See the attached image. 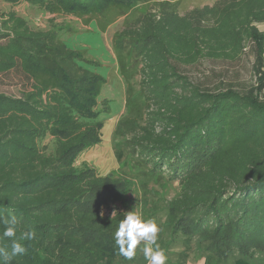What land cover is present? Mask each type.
I'll use <instances>...</instances> for the list:
<instances>
[{
	"label": "trees",
	"instance_id": "trees-1",
	"mask_svg": "<svg viewBox=\"0 0 264 264\" xmlns=\"http://www.w3.org/2000/svg\"><path fill=\"white\" fill-rule=\"evenodd\" d=\"M175 1L0 0L93 19L101 31L124 19L113 41L127 85L117 160L129 150L141 169L178 183L167 208L174 235L203 249L216 241L264 246V0H217L183 15ZM150 3L158 10L137 13ZM248 44L258 85L246 93L204 90L183 74L205 60L238 61ZM81 62L59 29L35 30L15 11H0V72L17 68L29 87L20 97L0 94V216L17 218V240L36 233L19 241L26 252L8 264H113L118 254L114 237L125 214H104L92 197L121 196L123 182L78 167L102 140L106 83ZM5 228L0 223V246L10 250ZM254 262L243 252L234 264Z\"/></svg>",
	"mask_w": 264,
	"mask_h": 264
},
{
	"label": "rangeland",
	"instance_id": "rangeland-1",
	"mask_svg": "<svg viewBox=\"0 0 264 264\" xmlns=\"http://www.w3.org/2000/svg\"><path fill=\"white\" fill-rule=\"evenodd\" d=\"M216 1L176 0L173 3L183 15L190 10L213 5ZM159 5L150 3L138 7L136 11L137 13L154 12L158 10ZM0 11H15L35 30L59 29L62 41L87 60V63L81 62L82 66L100 75L106 81L98 106L99 110H103L100 116L103 122L102 140L78 162V167L86 165L95 169L101 176L111 175L123 182L121 188L124 192L121 196H118L114 190L93 195L92 200L101 204L100 208L104 214L126 215L135 211L143 220L155 221L160 228L158 243L167 257L166 264H234L236 256L243 252L247 254V259L255 261L254 264H264V246L250 242L239 244L227 241V244H221L216 241L211 248L203 249L197 242L187 241L181 233L174 235L172 228L168 226L167 208L180 194L178 183L168 179L167 176L159 180L158 176L141 169L136 160H133L129 150L124 149L122 162L117 160V151L122 147L115 136V129L120 118L127 114V85L118 69L113 41L115 34L121 30L124 19L107 24L108 28L101 31L102 28L93 19L54 16L27 3L11 7L0 2ZM258 27L264 32V24ZM252 49V45L248 44L245 54L238 61L205 60L195 66L186 67L183 74L192 85L204 90L215 92L232 89L246 93L258 85ZM139 82L140 78L132 82L136 92L135 97H139ZM27 89H29L28 82L17 68L9 72H0V94L20 97ZM105 101L108 106L105 105ZM141 248L142 245L138 246L136 255L131 261L119 255L118 251L111 261H114L113 264H148ZM203 251H206V256L203 255ZM107 258H109L108 255Z\"/></svg>",
	"mask_w": 264,
	"mask_h": 264
},
{
	"label": "clouds",
	"instance_id": "clouds-1",
	"mask_svg": "<svg viewBox=\"0 0 264 264\" xmlns=\"http://www.w3.org/2000/svg\"><path fill=\"white\" fill-rule=\"evenodd\" d=\"M0 223L6 225L3 237L12 240L10 250L8 246H0V264H8L13 257L26 252V248L19 241L34 240L36 233L35 231H25L17 240L16 231L19 224L17 218L0 216ZM159 232L160 228L155 221H145L135 211L127 213L120 221L114 237L119 255L131 261L136 255L138 246L142 245L141 251L148 264H166L167 257L158 243Z\"/></svg>",
	"mask_w": 264,
	"mask_h": 264
}]
</instances>
